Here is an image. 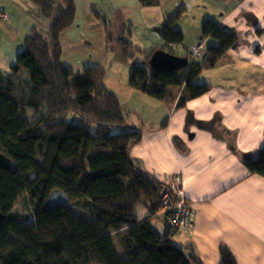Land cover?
<instances>
[{"label": "trees", "instance_id": "16d2710c", "mask_svg": "<svg viewBox=\"0 0 264 264\" xmlns=\"http://www.w3.org/2000/svg\"><path fill=\"white\" fill-rule=\"evenodd\" d=\"M146 6L158 0H139ZM41 13L51 18L47 35L34 24L24 36L23 47L9 70L0 69V152L16 165L12 171L0 170V264H204L196 252H185L171 242L167 212L164 233L151 224L150 215L140 218L136 207L143 203L151 215L161 210L158 202L169 185L142 169L130 149L141 140V130L125 126L119 98L106 84V70L99 66L75 72L61 63L62 32L76 19V0H33ZM182 11L172 16L161 29L165 45L159 49L175 54L172 46L184 41V34L172 28ZM107 24L106 49H120L123 58L141 53L143 64L134 65L131 87L156 99H171L168 87L183 86L177 107L206 91L196 79L216 67L237 42L235 32L212 19L204 21L202 39H212L208 58L192 61L188 67L167 71L152 69L151 55L133 46L124 35V18ZM119 24V25H118ZM260 32V30H259ZM121 38V40H119ZM188 57V56H185ZM45 111L33 121L22 114ZM73 113L78 120H69ZM95 124L94 131L90 124ZM175 145L184 150L183 142ZM251 175L264 176V146L257 157L244 160ZM116 174L121 191L112 189L104 178ZM60 189L71 201H82L93 215L81 218L61 206L47 210L50 193ZM30 198L34 216L11 214L21 196ZM117 231L125 256L115 246ZM220 264H238L229 248L221 247Z\"/></svg>", "mask_w": 264, "mask_h": 264}, {"label": "crops", "instance_id": "0c3cea01", "mask_svg": "<svg viewBox=\"0 0 264 264\" xmlns=\"http://www.w3.org/2000/svg\"><path fill=\"white\" fill-rule=\"evenodd\" d=\"M18 1L21 0H0L1 66L13 64L25 34L34 25ZM158 1L153 6L140 3L143 25L126 23L125 14H121L126 25L124 35L133 46L146 52L163 47L165 41L157 27L178 11H182L181 16L172 28L178 22L189 26L188 32L182 25L176 27L183 32L184 40L192 30L195 34L187 46L184 41L172 46L178 56H188L189 49L203 40L208 46L216 44L212 39H202L207 19L235 32L238 40L215 68L204 73L210 79L203 83L206 91L189 99L184 107H177L183 86H169V100L156 99L131 87L132 70L120 75L115 65L119 73H106L105 84L119 98L124 114L125 108L136 112L130 102L138 100L136 128L142 132L141 140L131 147L130 154L142 169L164 184H171L177 175L183 178L185 196L194 209V225L191 232H176L171 237L174 245L185 252L193 249L204 264H220L222 246L229 248L238 264H264V176L251 175L244 163L248 156L257 157L264 146V0H226L216 2L214 9L206 6L211 0ZM76 3V19L81 17V23L77 31L74 22L62 32V61L69 48L86 43L91 47L97 41L103 50L106 48L109 23L100 26L101 19L88 5H79L78 0ZM198 9L203 12L200 17L186 22L190 13ZM106 57L92 66L106 68ZM175 138L183 142L184 150L175 145ZM137 215H150L152 226L164 233L163 210ZM117 231L124 232L126 227L112 231L119 254L125 256Z\"/></svg>", "mask_w": 264, "mask_h": 264}, {"label": "rangeland", "instance_id": "374dc122", "mask_svg": "<svg viewBox=\"0 0 264 264\" xmlns=\"http://www.w3.org/2000/svg\"><path fill=\"white\" fill-rule=\"evenodd\" d=\"M225 1L226 0H211V2L208 3L206 6H209L211 7V9H214L216 6L215 5L216 2L224 3ZM78 2H79V5H82V3H85L86 5H88L92 13L94 14V16L98 19H101L100 26L104 25V23L115 25V23H118L117 20L121 14L122 15L125 14V17L127 19L126 23L143 25L142 19H141V10L143 7L141 6L139 0H78ZM18 3L20 5L19 7H21L25 13L30 15V17L32 18L34 22L33 24L38 25L42 29V32H44V34L47 35L46 32L48 31L49 26L51 24V18L43 15L41 11L37 8V6L34 4V2L31 0H21V1H18ZM206 6H204L205 8L203 9L208 11V8ZM201 8L202 6L199 9ZM199 9L197 11L193 10L190 13L188 20L186 22H189V20L191 22L192 19H198V17H200L199 14L203 13L202 10H199ZM193 15H195L194 18H193ZM80 23H81V17L78 16L74 24L76 31ZM164 25H159L157 28L162 29ZM181 25H180V22H178V23H175L173 27L179 28ZM181 27L185 29V31L187 32L190 31L191 29L189 26L184 25V24ZM193 36H195V34L192 30L191 34L188 35L187 40H184V43L186 46H187L188 40H190V38ZM21 49L22 48H19L17 52L20 51ZM106 56H108V66L104 69L106 70V73L108 74V76H112L114 74L119 73V71L117 70L118 67L120 68L119 74L125 75L128 73L129 70L130 71L132 70L134 65H137V64L145 65V63L143 62L145 56L143 54L137 53L132 58L125 59L122 57L120 49H117L115 51H108L105 48L103 50L101 48V44H99V41H97V43L95 44H92L91 47L89 44L86 43V45H83V47L76 46L74 48H69L67 50V54L66 53L64 54L63 61H62V56H61V63L62 65L69 67V69L75 72H82L85 67L92 66L93 64H96L97 61L99 60H106L107 58ZM115 65H117L118 67ZM9 68H10V65L8 64L7 66L0 65V69L2 71H7L9 70ZM208 80L210 79L206 76V74H203L199 78H197L195 82L198 84H203V83H207ZM109 83L114 85V81L112 79H109ZM130 103L131 105L135 106L134 111L136 112H133L132 110L125 108V116L127 117V122L125 126H113L112 127L113 132H117L127 127L134 128V127L139 126L138 114H137L138 113L137 112L138 111V108H137L138 100L133 99L131 100ZM44 111H45L44 109H41L39 113H35L32 110L28 111L25 114H22V112L20 113L24 118L28 119L29 121H33L37 119L39 115L42 114ZM156 113H158L157 115H161L159 111H156ZM68 119L69 120L74 119L75 121H77L78 117L74 118V114L71 113L68 116ZM90 127H91V130L94 131L95 124L91 123ZM112 176L113 177L115 176L114 181L112 179L113 178ZM103 180L107 184L112 182L110 185L111 187L115 189L122 187L123 180L116 174L107 176ZM66 207L69 208L78 217L88 218V219L93 217L90 211L86 207L83 206L82 201H71L66 204ZM150 212H151V209L146 207L145 204L143 203H140L136 207L137 214L139 213L140 215H148ZM24 213H28L31 217L34 216V210L32 208L31 200L25 195L21 196L20 200L18 201L14 209L11 211V214H15V215L24 214ZM159 213L160 211L158 212V214Z\"/></svg>", "mask_w": 264, "mask_h": 264}, {"label": "built area", "instance_id": "2783aa9c", "mask_svg": "<svg viewBox=\"0 0 264 264\" xmlns=\"http://www.w3.org/2000/svg\"><path fill=\"white\" fill-rule=\"evenodd\" d=\"M188 60L204 62L208 58V45L203 40L188 51ZM158 205L167 212L168 236L178 231L191 232L194 225V209L185 196L183 178L177 175L161 196Z\"/></svg>", "mask_w": 264, "mask_h": 264}, {"label": "water", "instance_id": "95a60500", "mask_svg": "<svg viewBox=\"0 0 264 264\" xmlns=\"http://www.w3.org/2000/svg\"><path fill=\"white\" fill-rule=\"evenodd\" d=\"M149 65L152 69H163L167 71L180 70L189 65L187 57L178 56L162 49H157L151 55ZM16 168L15 162L6 154L0 152V170L12 171ZM70 202V197L60 189L53 190L44 203L47 210H53L65 206ZM4 213L0 211V223L4 220Z\"/></svg>", "mask_w": 264, "mask_h": 264}]
</instances>
